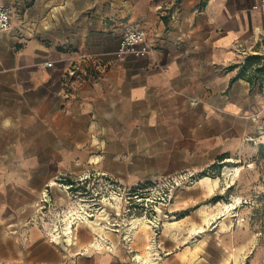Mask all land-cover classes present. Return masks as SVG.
<instances>
[{"label": "crops", "instance_id": "1", "mask_svg": "<svg viewBox=\"0 0 264 264\" xmlns=\"http://www.w3.org/2000/svg\"><path fill=\"white\" fill-rule=\"evenodd\" d=\"M0 1L15 8L0 32V261L239 264L254 236L232 221L194 233L185 230L201 223L194 216L162 223L150 260L139 253L141 224L132 250L119 239L109 251L68 250L25 222L60 175L96 169L135 183L132 153H228L259 134L264 77H239L246 57L234 47L264 49L261 0ZM128 24L144 30L148 57L112 55ZM95 56L108 64L100 73L86 60ZM75 63L87 69L82 80L68 75Z\"/></svg>", "mask_w": 264, "mask_h": 264}, {"label": "rangeland", "instance_id": "2", "mask_svg": "<svg viewBox=\"0 0 264 264\" xmlns=\"http://www.w3.org/2000/svg\"><path fill=\"white\" fill-rule=\"evenodd\" d=\"M252 57H260V59H256L248 65L247 59ZM244 65L247 66L246 75L248 77L253 80L262 79V74L258 71L264 70V49L250 53L242 64V66ZM154 144L149 143L152 146ZM182 145L184 144L170 143L166 147L172 149L174 146L183 147ZM150 151L151 153H132L131 170L136 171L141 180L128 184L121 179L130 186L138 184L142 187L138 198L141 201L142 210L138 216L144 218L137 220L140 221L139 226L142 225L141 231L145 233V242L140 248V254L155 248L152 244L151 228L148 222L144 224L143 221L158 215L161 219V228L162 223L169 225L168 223L171 221L190 215L195 217L192 219L201 220V223L193 221L189 227H185V230L192 231L191 233H194V230H217L222 229L221 227L226 229L230 221L234 222L233 228L238 227L248 231L250 235L254 236V246L241 254L240 262L237 263L264 264V129H261V132L255 136L242 139L228 153H182L179 150L174 153H168L170 150H166L165 153H152V147H150ZM64 175L70 174L60 176L64 177ZM180 176H187V178L178 184L177 179ZM48 182L53 183V180ZM188 187L195 188L188 190ZM55 188L62 189L64 195L59 194L55 198L53 196ZM50 192L52 200L56 204L66 205L69 202L68 193L63 186L54 183ZM234 196L241 197V203L230 210L228 214L223 215L224 203H231ZM155 207L157 213L154 212ZM202 207L205 211L207 209L211 215L205 217V222L209 224L213 219L210 225L204 222L201 213ZM62 218H66V215ZM217 224L218 226H216ZM63 226L64 222L62 221L55 225V228L61 231L60 244L57 245L66 247L68 250L81 247L94 249L92 244H96V239L100 245L107 239L116 242L121 239V233L114 231L115 227L107 223L106 220H102L100 226L88 221L79 223L73 232L72 240L63 234ZM76 226L77 224L74 222L73 228ZM47 239L56 244L50 240V237ZM20 250L22 251V249ZM153 253L156 252L153 251ZM0 264H8V262L0 261ZM10 264L24 263L20 261Z\"/></svg>", "mask_w": 264, "mask_h": 264}, {"label": "built area", "instance_id": "3", "mask_svg": "<svg viewBox=\"0 0 264 264\" xmlns=\"http://www.w3.org/2000/svg\"><path fill=\"white\" fill-rule=\"evenodd\" d=\"M25 1L28 3L31 0ZM260 4L264 5V0H261ZM14 13L15 8L13 6L4 1H0V32L11 29ZM234 49L245 57L254 52L242 43H237ZM149 53L150 46L146 42L144 30L134 24H128L124 27L119 46L112 52V55L118 59L125 55L144 58L148 57ZM86 60L92 61L98 73L104 71L108 66L99 56L90 57ZM45 65L52 66L53 62L47 61ZM68 75L82 80L87 76V69L83 68L82 63H75L68 71ZM69 178L70 180H68ZM185 178L187 176H180L177 179L178 184H181ZM54 183L58 186H63L64 190L67 191L69 202L66 205H58L52 200L50 189ZM141 189L142 187L138 184L130 186L117 176L96 169L88 170L75 177H71L70 175H64V177L59 176L53 180V183L48 182L46 184L41 198L35 205V211L26 220L25 226L39 227L47 237H50L51 241L60 244V241H57L55 236L60 238L61 231L55 228V225H58L61 221L65 222V219L69 216L74 218V222L79 220L80 223H83L94 220L99 213L105 212L108 216L103 220H106L107 223L115 227L114 231L121 233L120 242L129 250H132L131 244L134 240L135 233L139 229L140 223L137 219L144 218L138 216L142 210L141 201L138 199ZM154 212L157 213L156 207ZM65 215L66 218H62ZM127 219L129 220L126 223ZM147 221L153 235L152 244L157 245L161 219L156 215L153 218H148ZM95 241L96 244L93 245L96 250L106 249L113 251L115 248L114 242L109 239L102 245L98 243V239Z\"/></svg>", "mask_w": 264, "mask_h": 264}, {"label": "bare ground", "instance_id": "4", "mask_svg": "<svg viewBox=\"0 0 264 264\" xmlns=\"http://www.w3.org/2000/svg\"><path fill=\"white\" fill-rule=\"evenodd\" d=\"M210 179V178H209ZM215 180H217L218 181V179H215ZM214 180V181H215ZM217 183V182H216ZM241 203V197H239V196H234L233 197V201L231 202V203H224V210H223V214H228L229 212H230V210H232L233 208H235L238 204H240ZM107 216H108V214L107 213H105V212H101V213H99L97 216H96V218L94 219V220H91V221H88V222H93V223H95V225H101V223H102V220L103 219H105V218H107ZM74 218L73 217H71V216H69V217H67L66 219H65V222H64V226L62 227L63 229H62V232H63V234L64 235H66V236H69V240H72V237H73V232H74V230L78 227V224L80 223V221L79 220H76V224H77V226L75 227V228H73V223H74ZM208 221H209V219H208ZM146 222H148V221H143V223L145 224ZM147 225V224H146ZM145 228H147V227H145ZM55 239L57 240V241H60V238L58 237V236H55ZM70 242V241H69ZM93 245V244H92ZM145 254V257L147 258L148 257V259L150 260V258H149V256L152 254V250L151 249H148L147 251H146V253H144ZM142 256V255H141ZM140 257V256H139ZM142 259V258H141ZM147 260V259H146ZM144 264V263H143Z\"/></svg>", "mask_w": 264, "mask_h": 264}, {"label": "trees", "instance_id": "5", "mask_svg": "<svg viewBox=\"0 0 264 264\" xmlns=\"http://www.w3.org/2000/svg\"><path fill=\"white\" fill-rule=\"evenodd\" d=\"M204 1H205V0H202V1H201V3H200L201 6L204 4ZM246 58H247V57H246ZM256 59L258 60V59H260V57H252V58H248V59H247V60H248V65L252 64V62H253L254 60H256ZM246 71H247V66H246V65L242 66V67L240 68L239 77L247 78L250 82H253V79L250 78V77H248V76L246 75ZM258 72H260V74H262L261 76H262V79H263V77H264V70H259Z\"/></svg>", "mask_w": 264, "mask_h": 264}]
</instances>
